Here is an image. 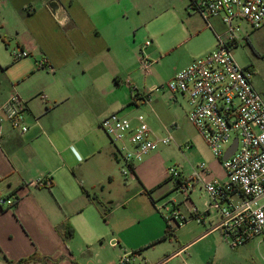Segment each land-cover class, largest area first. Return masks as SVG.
<instances>
[{
	"label": "rangeland",
	"instance_id": "rangeland-1",
	"mask_svg": "<svg viewBox=\"0 0 264 264\" xmlns=\"http://www.w3.org/2000/svg\"><path fill=\"white\" fill-rule=\"evenodd\" d=\"M75 1L80 11L89 14L92 12L100 18L97 26L99 28L93 30V36H87L97 52L96 55L90 56L77 49H68L65 56L68 62L58 74L50 73L44 68L45 73H36L28 82L35 83L36 87L46 86L48 90L66 88L71 97L68 106L75 105L77 110H87L83 106L84 100L87 102V91L84 93L82 86L97 79L100 89L104 87L108 93H101L99 90L92 92V96L101 101L96 111L110 109L112 101L119 100L123 106L114 112L128 118L143 114L157 135H168L169 129L174 140L170 145H163L156 150L158 158L152 166L144 169L145 174L140 178L125 175L123 169L129 167L123 160L117 162L118 172L112 188L107 186L104 192L100 186L95 190L91 189V197L94 198L95 193H98V201L103 204H98L97 200L96 203L89 202L87 197L85 210L71 218L70 221L76 229L73 240L78 243L86 238L94 239L96 231L114 226H132L139 231L148 230L154 233L163 231L165 237L170 238L166 235V218L171 215L167 208L172 209L177 201L183 215L189 217L188 208L193 211L198 207L205 218L202 223H189L182 230V234L192 237L198 232V228L203 227L204 231L211 229L219 223L220 215L209 205L210 196L202 187L204 183L226 174L223 160L214 155L190 120L188 99L178 95L176 103L171 99L168 90H161L154 92L149 101L139 100L138 104L134 101L138 93L154 85L169 82L179 70L188 66L185 64L189 60L204 56L216 48L214 32L209 29L212 33L201 32L193 36L188 34L187 26H196L200 20L204 22L202 15L192 8L190 0ZM24 13L22 16L14 7L0 12L1 32L7 41H11V47L4 42H1V46L8 52L11 61L14 60L12 52L15 48L8 33L15 35L20 29L25 39L31 37V19L26 17L27 11ZM102 14L103 17H100ZM37 18L38 22L44 21L41 15ZM110 20L113 22L107 25ZM212 21L221 30L217 20ZM242 27V41L234 49V54L242 66L252 70L255 86L264 96V24L253 30L244 21ZM105 39L111 44V48L105 45ZM147 40L154 42L145 47ZM39 53L35 50L30 56L20 60L40 61L43 58ZM142 55L152 62L149 73L141 66ZM36 66L39 67L38 63ZM88 66L92 69L87 70ZM113 89L117 90L114 92ZM170 103L177 104V108ZM93 134H104L112 143L103 130H94ZM202 162L206 163V168L198 170L196 179H192L197 166ZM171 168H177L185 177H189L188 190L176 187V178L169 174ZM143 179L146 181L145 186ZM93 181L89 180V183ZM119 202L123 204L119 205ZM208 208L211 209L210 214L207 213ZM171 223L176 226V223ZM195 248L204 264H264V236L234 248L218 230L204 238Z\"/></svg>",
	"mask_w": 264,
	"mask_h": 264
},
{
	"label": "crops",
	"instance_id": "crops-1",
	"mask_svg": "<svg viewBox=\"0 0 264 264\" xmlns=\"http://www.w3.org/2000/svg\"><path fill=\"white\" fill-rule=\"evenodd\" d=\"M9 7H14L22 16L27 11L26 17L31 19L29 39L24 38L20 29L15 35L8 33L15 50L26 49L30 55L37 50L42 58H47L50 73L58 74L68 62L65 57L68 49L96 55L87 36H93V30L99 28L100 18L92 12L80 11L75 0H2L0 12ZM39 15L44 21L38 22ZM111 22L108 21L107 25ZM186 28L190 36L212 33L205 19ZM104 41L111 48L108 40ZM1 42L9 47L11 41H7L0 28V107L11 94L18 93L27 105L25 120L29 131L22 134L4 121L0 134V199L4 197L14 201L12 205L0 201V264H11L10 261H18L34 252L64 258L58 263L48 260L25 264H119L125 253L131 255L130 264H204L195 247L204 238L217 233L218 224L205 231L203 227L198 228L192 237L182 234V230L195 220L180 225L174 234L166 231L170 238L165 237L163 231H139L132 226L96 231L94 239L86 238L78 243L74 238L66 241L61 236L58 226L82 213L87 207V197L89 202L96 203L97 200L98 204L102 203L98 201V193L91 197V189L100 186L104 192L107 186L112 188L114 185L119 162L116 148L104 134H93V131L103 130L101 121L123 103L113 100L110 109L96 111L101 101L93 97L92 92L99 90L106 94L108 91L104 87L100 89V84L94 79L89 85L82 86V91H87V102H83L87 110L68 106L71 97L66 88L48 90L46 86L36 87L35 83L28 82L36 73H45L44 68L36 66L37 60L36 65L34 60L11 61ZM89 69L92 68L88 66ZM116 90L113 89L114 92ZM177 98L178 95L174 99L171 95L176 103ZM139 100L144 101L140 94L134 102L138 104ZM175 105L172 106L177 108ZM156 158L158 153L153 151L137 163L133 177L144 176V169L152 166ZM47 177L52 180L50 188L36 184L37 180ZM92 179L94 181L89 183ZM217 179L226 180V176ZM142 182L145 186L146 181L143 179ZM175 185L178 187L177 183ZM172 209L183 214L179 201L174 202ZM210 211L208 208L207 213ZM191 212L188 208L189 215Z\"/></svg>",
	"mask_w": 264,
	"mask_h": 264
},
{
	"label": "built area",
	"instance_id": "built-area-1",
	"mask_svg": "<svg viewBox=\"0 0 264 264\" xmlns=\"http://www.w3.org/2000/svg\"><path fill=\"white\" fill-rule=\"evenodd\" d=\"M2 0H0L1 3ZM192 8L199 12L213 30L217 45L204 56L195 58L190 65L179 70L166 84L155 85L142 93L150 100L156 91L168 90L173 99L182 95L188 99L189 118L215 156L223 160L227 149L238 139L236 151L223 160L226 180L213 179L203 185L210 196L209 205L220 215L217 228L224 238L237 248L250 240L264 236V96L256 88L253 72L236 59L234 49L242 41V22L255 30L264 24V0H190ZM216 19L221 30L212 21ZM245 38V37H244ZM147 40L145 47L152 44ZM15 60L28 57L30 52L18 48L12 52ZM141 66L150 72L152 62L141 56ZM40 68H50L47 58L38 61ZM27 105L18 93H13L0 107V134L4 121L22 134L29 131L25 120ZM117 151L118 161L123 160L129 169L125 175H133L137 163L163 145H170L174 136H160L146 121L143 114L135 118L112 112L100 123ZM200 163L195 171L204 170ZM182 190L190 188V181L183 178L181 170L169 169ZM193 176L192 179H196ZM1 182V178H0ZM38 186L50 188L52 180L42 178ZM2 204H14L2 197ZM166 218L177 225L190 220L198 223L205 218L197 209L185 216L175 209ZM175 227V225H172ZM131 255L125 253L119 264H130Z\"/></svg>",
	"mask_w": 264,
	"mask_h": 264
},
{
	"label": "trees",
	"instance_id": "trees-1",
	"mask_svg": "<svg viewBox=\"0 0 264 264\" xmlns=\"http://www.w3.org/2000/svg\"><path fill=\"white\" fill-rule=\"evenodd\" d=\"M139 94H140V98H142L144 101H147V99L144 98L141 93H138L135 97L137 98ZM105 214H106V212H105ZM166 221H167V229H166L167 233L174 234L175 229H177V227H179L180 225H177V226L173 227L167 219H166ZM57 230L59 231L61 236L66 241L71 239V238H73L75 236V234H76V229H75L74 225L72 224V222L70 220H65L62 224H60L58 226ZM63 258H64V256L53 258V257L42 255L39 252H34L30 256L21 258L18 261H10V263L11 264H25V263L33 262V261H48V260H51L52 262L58 263Z\"/></svg>",
	"mask_w": 264,
	"mask_h": 264
},
{
	"label": "water",
	"instance_id": "water-1",
	"mask_svg": "<svg viewBox=\"0 0 264 264\" xmlns=\"http://www.w3.org/2000/svg\"><path fill=\"white\" fill-rule=\"evenodd\" d=\"M238 146V139L236 138L234 143L227 149L223 156V160H227L230 156L234 154Z\"/></svg>",
	"mask_w": 264,
	"mask_h": 264
}]
</instances>
